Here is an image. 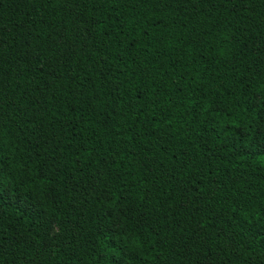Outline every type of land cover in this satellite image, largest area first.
<instances>
[{"label":"trees","instance_id":"obj_1","mask_svg":"<svg viewBox=\"0 0 264 264\" xmlns=\"http://www.w3.org/2000/svg\"><path fill=\"white\" fill-rule=\"evenodd\" d=\"M0 264H264V0H0Z\"/></svg>","mask_w":264,"mask_h":264}]
</instances>
